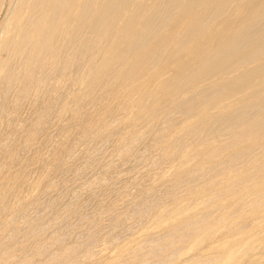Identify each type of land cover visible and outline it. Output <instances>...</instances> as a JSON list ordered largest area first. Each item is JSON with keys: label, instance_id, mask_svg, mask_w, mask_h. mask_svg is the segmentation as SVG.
Instances as JSON below:
<instances>
[{"label": "bare ground", "instance_id": "obj_1", "mask_svg": "<svg viewBox=\"0 0 264 264\" xmlns=\"http://www.w3.org/2000/svg\"><path fill=\"white\" fill-rule=\"evenodd\" d=\"M0 264H264V0H0Z\"/></svg>", "mask_w": 264, "mask_h": 264}, {"label": "rangeland", "instance_id": "obj_2", "mask_svg": "<svg viewBox=\"0 0 264 264\" xmlns=\"http://www.w3.org/2000/svg\"><path fill=\"white\" fill-rule=\"evenodd\" d=\"M7 2H8V1H7ZM7 2H5L6 4L4 3V5H3L4 7H3V11H2V12H4V10H5L6 8H7V10H8V7H7L8 4H7ZM5 5H6V7H5ZM8 6H9V5H8ZM45 97H46V98L43 99L44 101H45V99H47L48 95L45 96ZM44 101H42V103H43ZM27 108H28V107L26 106V109H27ZM24 110H25V108L22 109V111L20 112V113L23 115V116H22V115L20 114V116H19V119H21V121H22L23 118H24V119L27 118V117L25 118L24 114L27 115V113H28V117L30 116V111L27 112V110H26V111H24ZM23 111L25 112L24 114L22 113ZM26 112H27V113H26ZM21 116H22V117H21ZM19 119H17L18 121H17V120H15V121L20 122ZM24 119H23V120H24ZM17 122H16V123H17ZM52 124H53V125H52ZM52 124H51V126H49V127L47 128V130H46V131L49 133V134H47V132H46V134L48 135V138H47V135H45L46 138H47L48 140H49V139H50V140H51V139L53 140V138H55V137L57 138V135H56V134H58V133H57V131H56V128H57V127H55L56 124H55L54 122H53ZM51 127H52V128H51ZM50 128H51V129H50ZM53 128H54V130H53ZM48 130H50V131H48ZM51 130H52L53 133H54V137H53V133H52ZM55 131H56V134H55ZM115 132H116V131H115ZM115 132H114V133H115ZM117 132H119V131L117 130ZM51 134H52V135H51ZM118 134H119V133H118ZM118 134H116V135L114 134V136H117ZM49 135L52 136V138H50ZM55 135H56V136H55ZM100 136H101V135H100ZM114 136H113V137H114ZM113 137H112V138H113ZM113 139H114V138H113ZM113 139H111V140H113ZM52 140H51V141H52ZM94 140H95L96 143H97V144L95 143V146L98 145V143L101 142V141L99 142L100 139H97V140L94 139ZM94 140H93V142H94ZM108 141H110V140H108ZM91 142H92V141H90V143H89L88 145L92 144V146H94V143H91ZM105 143H106V144H105ZM105 143H104V142L102 143L103 146H106V147H107V148H106V147L104 148L105 150L103 149V146L101 145V143L99 144V145H100V149H101V147H102L101 150L104 152V153H103V152L101 151V153H102V154H101L102 157H103L106 153H108V151H111L112 148H113L112 146H110V145H113V142H112V141H110V143H112V144H110V143L108 144V142H105ZM107 144L109 145V147H110L111 150H109V147L107 146ZM86 147H88V146L86 145ZM89 147H91V146H89ZM84 148H85V147H84ZM85 149H86V148H85ZM90 149H91V148H90ZM90 149L88 148V150L86 149V151L89 152ZM100 149H99V151H100ZM135 149H136V151H135L136 153H135L134 150H133V152H132L133 155H132V153H131L132 157H131V155H130V157L126 158L125 160L120 161V164H122V165H119V162H118V164H117L118 166H117V168H116L117 170L114 169L113 172H112V174H111V176H109L108 179H106L108 182L105 180L107 183L104 184V186H103L104 188H106L107 186H111V183H113V182H114V184L117 185V186H119L121 182H122L121 184H123V182L125 183L127 180H128V182H130V181L132 182V180H133V182H134V180H135V178H136V176H137V175H136L137 172H138V171L141 172V169H142V168H146V166H147V162L149 161V159H150L151 156L153 155V152H149V153H147L145 156H147V155H148V156H147V157L144 156V158H145V159H144L142 156H141V157L139 156V155H140L139 153H140L141 145H140V149H139V147H138V150H137V148H135ZM86 151H84V152H85L84 154L87 153ZM99 151H98V152H99ZM105 151H106V152H105ZM137 153L139 154L138 156H137ZM26 154H27V153H26ZM28 154H29V152H28ZM97 154L100 155V153H97ZM134 155H135V156H134ZM139 157H140V158H139ZM84 158H85V157H83V159H81L82 161H81V160H77L76 163L81 164V163L83 162ZM129 159H130L131 161H129ZM138 159H141V160H138ZM147 159H148V160H147ZM145 160H146V161H145ZM80 161H81V162H80ZM132 162H133V163H132ZM123 163H124V166H123ZM142 163H143V164H142ZM145 163H146V164H145ZM79 164H78V165H79ZM126 165H127V166H126ZM135 165H136V166H135ZM121 166H122V167H121ZM130 166H131V168H130ZM137 166H138V167H137ZM140 166H141V167H140ZM23 167H25V168L28 167V168H26V169L31 168V167L27 166L25 163H24ZM127 167H128V168H127ZM123 168H124V169H123ZM136 168H137V169H136ZM72 169H73V168H72ZM72 169H71V168H70V169L68 168V172H67V174H69V173L71 172ZM120 169H121V172H120ZM122 169H123V170H122ZM126 169L129 170V171H127ZM69 170H70V171H69ZM143 170H144V169H143ZM33 171H34V172H33ZM33 171H32V172H33V175H34V174H35V170H33ZM88 171H90V172L87 173ZM94 171H95V170H90V169H89V170H87V172H86L87 174L85 173V175H83L82 178H80V179L78 178V179H76V181L72 180V181H71V184H70L69 192L71 193L72 190H74V189H76V188L78 189L80 186H82V184H83L84 182H86V181L89 179V177H91V176L95 173ZM30 172H31V171H30ZM32 172H31V173H32ZM119 172H120L121 174H120ZM127 172H128V173H127ZM129 172H130V173H129ZM132 172H133V174H132ZM31 173H30L29 176H33ZM122 173H123V174H122ZM124 173H126V174H125L126 177H125ZM127 174L129 175V177H128ZM138 174H140V173H138ZM121 175H122V176H121ZM123 175H124V176H123ZM133 175H136V176H133ZM114 176H115V177L118 176V178H115ZM132 176H133V177H132ZM85 177H86V179H85ZM119 177H121V178L119 179ZM123 177H124V178H123ZM109 178L112 179V180H110ZM114 178H115V179H114ZM130 178H131V179L133 178V179L131 180ZM81 179H82V180H81ZM78 180H79V181H78ZM120 180H121V181H120ZM123 180H124V181H123ZM83 181H84V182H83ZM111 181H112V182H111ZM116 181H118L119 183L117 182L118 184H116ZM73 182H74V184H73ZM75 183H76V184H75ZM108 183H109L110 185H108ZM114 184H112V185H114ZM143 184H144V185H143ZM145 184H146V185H145ZM147 184H148V183L145 181L144 183L135 184L134 186L131 185V186H133V188L130 186L131 189L129 188L130 190H129V189H128V190H129V192H130L131 194H133L134 192H135V193H136V192H139V191L141 192V190H142L141 188H143V186H147ZM141 185H143V186L141 187ZM148 185H149V184H148ZM135 186H136V187H135ZM138 186H139V187H138ZM103 187H100L101 189H98V192L95 193V194H92L91 191H84V192H82V193H85V194H83L85 197L82 196V194H81V196H82V199H83V197H84L83 200L86 199V200H85L86 203H85V201L82 203V205H81L82 207H80V209H79V211H78L77 213H74L73 215H70L69 217H66V218H67L66 220H64V218L61 219L62 221L64 220V221H63V226H65V223H70V222H72V223H73V222H77V223H78V222H80V219H81L80 217H81V215H83V214H90V213H92V212L94 213V212L96 211V209L98 208V207H97V202H98L97 200H98V196H99V190H103ZM137 187H138V188H137ZM140 187H141V188H140ZM144 188H145V187H144ZM144 188H143V189H144ZM133 189H134V190H133ZM138 189H139V190H138ZM140 189H141V190H140ZM145 189H146V188H145ZM137 190H138V191H137ZM87 193H89V194H87ZM97 194H98V195H97ZM88 195H89V196H88ZM69 196H70L69 194L66 195V197H65L66 200H65V198H64V201L67 202V198H68ZM86 197H88V198H86ZM89 197H90V198H89ZM96 197H97V198H96ZM95 198H96V199H95ZM88 199H89V200H88ZM64 201H63V202H64ZM87 202H88V203H87ZM111 202H112V201H111ZM111 202H109L108 204L104 205V208H106ZM84 203H85V205H84ZM89 203H90V204H89ZM112 203H113V202H112ZM86 204H87V207H85ZM92 204H93V205H92ZM60 205L63 207V204H60ZM130 205H131V204H130ZM93 206H94V207H93ZM64 207H65V205H64ZM88 207H89L90 210L88 209ZM129 207L131 208V206H129ZM129 207H126V208L128 209V211L130 210ZM82 208H83V209H82ZM91 208H92L93 210H92ZM95 208H96V209H95ZM56 209L59 210V206L56 207ZM84 209H85V210H84ZM127 209H125L124 211H126ZM61 210H62V209H61ZM61 210H59V211H61ZM54 211H55V209H54ZM59 211H58V213H59ZM85 211H86V212H85ZM91 211H92V212H91ZM128 211H127V212H128ZM56 212H57V211H55V212H53V213L56 214ZM88 212H90V213H88ZM127 212H124V213L122 214L121 217L124 218L123 216H126ZM79 213H80V214H79ZM82 213H83V214H82ZM55 214H54V215H55ZM78 215H79L80 217H78ZM73 218H74V220H72ZM79 218H80V219H79ZM78 219H79V221H78ZM83 220H84V219H83ZM83 220H82L80 223H82ZM117 220H118V219H117ZM117 220H115L114 223H110V224H108V226H106V224H105V225L103 226L104 229L102 228V229L98 230V232L95 233L96 236L93 235L92 238H91V237H88V239H87V244H88L89 247H91L92 249H93V247H94V249H93L92 251L95 252V251L97 250V254L103 252L102 250H104V252H105V251L109 250L110 248H111V249H110L109 251H111V250H112V247H114V244L112 243V240H113V239H114V240H120V241H121V239H123V237H127V238L130 237L131 234H129V233H132V235H133V232L137 230V226H138L139 224H140V226H141V224H142L141 220L138 221L137 219H135L136 222L134 221V223H132L133 220H129L130 223H129V221H128V222H125V224L128 223V226H130L131 224H132V225L134 224V227L131 228L132 231H129V230H131V229H127V230H126V227L122 230V229L120 228L122 224H119V223H120V222H124V221H123L124 219H123L122 221L120 220L119 222H118ZM137 221H138V223H137ZM58 222H60V221H58ZM117 222H118V224H119V225H118L119 228H118V226H116V225H117ZM80 223H79V226H80L81 229H79V226H78L77 228H74L73 230L75 231V233H74V231L72 230V231L70 232V234H68V236L66 237V240H67V241H70V242H71V241H73V240L76 239V238L83 237L82 234H84L83 232H85L84 230L87 228L86 225H88V224H87V223H84V224L81 225ZM115 223H116V225H115ZM59 224H60V223H59ZM129 224H130V225H129ZM57 225H58V223H57ZM60 225H62V224H60ZM112 226H113V228H112ZM114 226H115V229H116V227L118 228V231H119V232L117 231V233H116V230H117V229L115 230V229H114ZM82 227H83V229H82ZM108 228H110V229H108ZM49 229L51 230V228H49ZM49 229H47V233H48V232H51ZM52 229H53V228H52ZM120 229H121V230H120ZM103 230H104V231H103ZM113 230H114V231H113ZM124 230H126V232H124ZM81 231H82V232H81ZM101 231H103V232H101ZM111 231H112V232H111ZM120 231H121V232H120ZM72 232H73L74 234H73ZM99 232H100L101 234H100ZM123 232H124L126 235H125ZM127 232H129V233H127ZM78 233H80V234H78ZM112 233H113V234H112ZM121 233H122V236L120 235ZM97 234H98V235H97ZM128 234H129V235H128ZM134 234H135V233H134ZM80 235H81V236H80ZM110 235H111V236H112V235H115L117 238H118V236L120 235L121 237L119 236L120 238L117 239L116 237L112 236V240H110V239H111V236H110ZM127 235H128V236H127ZM100 236H101V238H100ZM102 236H103L104 238H103ZM106 236H107V237H106ZM75 237H76V238H75ZM96 237H97V238H96ZM90 238H91V239H90ZM99 238L101 239V241H100ZM106 238H107V240H106ZM109 238H110V239H109ZM94 239H95V240H94ZM98 239H99V241H98ZM103 239H105V240H103ZM124 239H126V238H124ZM103 241H104V242L107 241V242H108L110 245H112V246H109V247H108L107 242H106V244H105ZM109 241H110V242H109ZM99 242H100L101 244H99ZM102 242H103L105 245H104ZM96 244H97V245H96ZM102 244H103V245H102ZM106 245H107V246H106ZM100 246H104V247H103L104 249L101 248ZM105 247H107V248H109V249H107V248L105 249ZM99 248H101L102 250L99 249ZM100 250H101V251H100ZM98 252H99V253H98ZM80 255H81V254H80ZM82 258H83V256L81 257V259H82ZM85 260H86V261L88 260V262L90 261L89 259H84V258H83V259L81 260V263H83V261L86 262ZM70 263H71V262H70Z\"/></svg>", "mask_w": 264, "mask_h": 264}]
</instances>
